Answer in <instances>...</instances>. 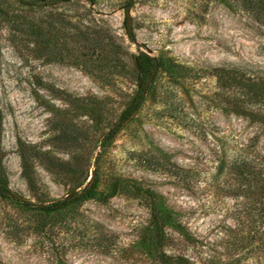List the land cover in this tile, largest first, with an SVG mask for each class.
I'll return each instance as SVG.
<instances>
[{
    "label": "rangeland",
    "instance_id": "374dc122",
    "mask_svg": "<svg viewBox=\"0 0 264 264\" xmlns=\"http://www.w3.org/2000/svg\"><path fill=\"white\" fill-rule=\"evenodd\" d=\"M139 54L162 66L102 149L138 99ZM216 69L264 81V21L236 0L4 1L0 264H161L141 241L157 216L178 264H264V102L221 88ZM246 157L254 174L230 171ZM95 170L102 198L72 218L36 208Z\"/></svg>",
    "mask_w": 264,
    "mask_h": 264
},
{
    "label": "trees",
    "instance_id": "16d2710c",
    "mask_svg": "<svg viewBox=\"0 0 264 264\" xmlns=\"http://www.w3.org/2000/svg\"><path fill=\"white\" fill-rule=\"evenodd\" d=\"M4 1L6 0H0V5ZM236 1L238 4L241 3L243 7L247 6V8H249V11L253 13V15H255L257 19L261 20L262 22L264 21V0H236ZM135 63H136L138 78L140 83V93L138 95V99L136 100L133 111H126L122 115L121 121L108 132L107 137L101 143L102 149H104L106 146L110 144L111 139L115 136V134L118 132L120 127L123 125V123L130 118L134 110H136V108H138V106L143 102L144 94L152 86L151 85L152 82L149 83V81L151 79L154 80L155 69L162 66L161 59L149 56L147 54L137 55L135 58ZM213 75L221 88H227V87L240 88L244 90V95L247 96L249 100L252 101L261 100L264 102L263 80H258L253 77H249L244 72L237 69H216L213 71ZM90 110L91 113H93L96 109L94 106H91ZM65 133L71 134V130L65 127ZM99 156L100 155L97 156L96 160L99 159ZM230 171L233 172L235 175H238L239 173L254 174L255 166L253 160L250 158L246 157L243 160H241L240 158H236L230 163ZM96 175L97 173L95 170L91 178V181L81 189L79 194H71L62 200H58L49 204H44L36 208L47 214L56 215L57 217L53 219L55 221L56 219L59 218L60 215H61V219H62V215H66V217L69 216L70 218H72L71 217L72 214L77 213L78 209L76 208L79 205V203H81L83 200L92 197H97L98 199L102 198V194L96 192V188H95ZM27 181L29 184H31L32 182L30 177L27 178ZM79 185L81 186L82 184L80 183ZM0 195L12 196L10 190L3 184H0ZM260 195L262 198V202L260 203L261 207L259 210L262 217V226L264 228V187H261ZM25 204L29 207L35 208L31 203L26 202ZM174 215L177 214L170 212V214H168L167 220L171 222L173 225H176L177 218ZM160 218L161 216H157V218H155V226H154L155 229L148 231L149 234L147 235V238L144 240L142 239L141 241L143 243H147L148 246H151V249H154L156 253V258L161 264H172V263L178 264L179 262L187 263V261L184 259L169 257L160 251V246L163 239V235L161 233L162 228L159 227V223H158V219ZM163 224L164 223L161 222L160 226H162ZM240 247L241 244L238 245L239 249ZM55 264H63V261L61 260L60 257H56Z\"/></svg>",
    "mask_w": 264,
    "mask_h": 264
}]
</instances>
